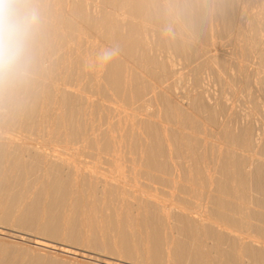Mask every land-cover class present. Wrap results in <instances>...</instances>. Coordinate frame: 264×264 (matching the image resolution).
Masks as SVG:
<instances>
[{
    "label": "bare ground",
    "instance_id": "1",
    "mask_svg": "<svg viewBox=\"0 0 264 264\" xmlns=\"http://www.w3.org/2000/svg\"><path fill=\"white\" fill-rule=\"evenodd\" d=\"M40 5L33 87L0 111V264H264V125L224 97L252 86L264 118V0Z\"/></svg>",
    "mask_w": 264,
    "mask_h": 264
},
{
    "label": "clouds",
    "instance_id": "2",
    "mask_svg": "<svg viewBox=\"0 0 264 264\" xmlns=\"http://www.w3.org/2000/svg\"><path fill=\"white\" fill-rule=\"evenodd\" d=\"M43 27L40 0H0V111L27 100L41 65ZM120 52L118 45L106 47L95 64L107 66Z\"/></svg>",
    "mask_w": 264,
    "mask_h": 264
},
{
    "label": "rangeland",
    "instance_id": "3",
    "mask_svg": "<svg viewBox=\"0 0 264 264\" xmlns=\"http://www.w3.org/2000/svg\"><path fill=\"white\" fill-rule=\"evenodd\" d=\"M257 8V7H256ZM256 8H254L253 9V11L255 12V9ZM257 11L256 12H258V8L256 9ZM76 21V20H75ZM91 41L93 40V39H90ZM210 84V83H209ZM212 84V85H211ZM210 84V86H209V88H210V90H211V92H214V93H218L219 92V86L216 84V83H211ZM182 85V87H180V88H184L183 87V84H181ZM180 85V86H181ZM253 91H254V89H253V87L251 86V87H246V88H240V87H233V86H229V85H227L226 87H225V92H224V97H225V101L228 103V104H232V105H234V106H237L243 113H249V114H251L252 115V117H253V119L255 120V122H256V124L258 125V127H263V125H264V118H262V116H261V114H259V112L257 111V110H255L254 109V105L252 104V103H250V101H248V98L250 97V93H253ZM21 138H23V137H21ZM31 143L34 145V146H36L37 148H39V149H42V148H44L45 146L43 145V144H41V143H39V142H37V141H35L34 139H32L31 140ZM83 158V159H82ZM80 157V159L82 160V161H84V162H87V163H90V161H92L91 160V158H90V160H89V158L88 157ZM87 158V159H86ZM84 159H86V160H84ZM93 162V161H92ZM108 164V165H107ZM106 165H107V167H106ZM106 165H105V162H104V164H101V167H102V169H101V167H100V169L101 170H104L105 172L108 170V171H110V174H112L113 175V173H114V175H118L119 174V172H118V167H116V165H113V164H110V163H106ZM104 166H105V168H104ZM107 169V170H106ZM113 172V173H112ZM128 175V174H127ZM15 230V229H14ZM17 230V229H16ZM15 230V231H16ZM18 231V230H17ZM17 231L16 232H12V234H13V236H16V237H13V236H10V238L9 237H7V241H5V240H1V241H4V242H6V243H9V244H11L10 242H12V243H15L16 241L19 243V244H21V242L23 243V241H21V238L20 237H24L25 238V236L27 237V238H32V236H34L35 234H32V232H30L29 234H30V236L28 235V234H26V233H28V232H26V231H22L23 233L25 232V236H24V234L23 233H21L20 232V229H19V231H18V233H17ZM17 236H18V238H17ZM20 236V237H19ZM13 237V238H12ZM8 239H10V240H8ZM15 240V241H14ZM10 241V242H9ZM60 242V241H59ZM18 243H16V244H18ZM25 244L26 243H24V245L22 244V245H20V246H25ZM19 246V245H18ZM225 246V247H224ZM223 247L224 248H226V249H229V247H227L226 245H223ZM102 254V253H101ZM105 255V254H104Z\"/></svg>",
    "mask_w": 264,
    "mask_h": 264
}]
</instances>
